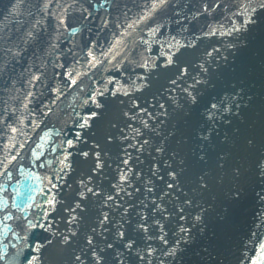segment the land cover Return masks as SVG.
<instances>
[{
    "label": "water",
    "instance_id": "obj_1",
    "mask_svg": "<svg viewBox=\"0 0 264 264\" xmlns=\"http://www.w3.org/2000/svg\"><path fill=\"white\" fill-rule=\"evenodd\" d=\"M175 1L0 0V264H45L101 97ZM238 54L258 73L204 87L184 118L182 157L206 192L255 149L264 72L252 46ZM246 264H264V217Z\"/></svg>",
    "mask_w": 264,
    "mask_h": 264
},
{
    "label": "bare ground",
    "instance_id": "obj_2",
    "mask_svg": "<svg viewBox=\"0 0 264 264\" xmlns=\"http://www.w3.org/2000/svg\"><path fill=\"white\" fill-rule=\"evenodd\" d=\"M170 6L151 27V37L141 44V53L132 61L133 57L120 63L108 84L109 89L106 88L101 97V106L96 110L87 134L45 264H108L106 255L111 256V247L122 246L124 251L127 239L136 241L139 238V205L144 199L141 190L146 195L148 212L161 219L166 200L161 188L165 185L170 191L172 183L179 188L174 187L175 197L177 193L184 195L192 220L201 224L192 222L191 228L201 226L205 230L203 240L209 247L213 243L217 247L212 251L206 245L207 250H200L202 255L198 252L196 259L191 258L196 254L191 247L200 237L187 230L183 222L187 215L183 217L177 211L180 204L176 205L175 199L173 232L177 252L175 256L172 252L170 257L171 261L177 262L171 264H246L250 257L264 217V110L257 112L262 121L250 114L251 119L247 122L248 125L256 121L254 123L259 125L252 137L255 149L250 160L246 154L243 157L245 175L241 176V171L235 169L224 176L217 172L219 182L214 186L213 182L207 183L210 188L207 187L206 192L205 188L197 190V182L204 177L190 164L187 174L193 178L195 192L188 189L189 184L188 188L181 184V178L177 177V173H182L181 169L173 176L174 169L167 171V163L171 157L177 166V157L183 155L182 120L183 127H180L174 147L166 146L165 151H161L165 163L157 167L156 178L151 181L159 189L150 192L153 188H144L142 180L147 182L153 154L157 148L160 152L158 144L170 130V125L187 114V109L204 87L226 82L227 86L232 82L238 84L258 73V66L244 56L232 60L231 51L251 44L260 54V59L257 58L259 71L264 72V0H176ZM249 36L254 39L244 45ZM254 158L260 159L259 165L249 167L247 163ZM237 173L239 179H235ZM181 186L188 192L183 193ZM252 188H258L253 200L227 205L226 198L239 194L240 190L250 192ZM190 193L191 200H188ZM246 204L253 206L244 208ZM228 209L252 222V225L247 223L246 229L242 223L239 230H244L245 240L236 244L232 238L236 233L234 225L226 224L224 216H218V212ZM132 222L136 232L126 233L127 239L119 237L116 242L117 231L127 225L130 228ZM135 244L139 246V242ZM99 253L102 254L100 257ZM166 255H160V264L165 259L170 261Z\"/></svg>",
    "mask_w": 264,
    "mask_h": 264
},
{
    "label": "rangeland",
    "instance_id": "obj_3",
    "mask_svg": "<svg viewBox=\"0 0 264 264\" xmlns=\"http://www.w3.org/2000/svg\"><path fill=\"white\" fill-rule=\"evenodd\" d=\"M262 27H264V23H263ZM255 35L256 34H254V36ZM254 36H249L248 38H246L244 41V45L248 43L250 37H254ZM247 47H248V45H245L242 48L240 47L239 49H234L230 53H232L234 55L238 50H240V49L243 50V49H246ZM137 49H138L137 53L136 54L134 53L131 61L133 59H135V57H137L138 54L141 53V45ZM127 61H129V60H127ZM107 89H109V86H107ZM109 95H110V93H109ZM98 108H100V104L98 105ZM184 118H185V116H183L180 119H177L176 121L174 120L172 122V124L170 125L171 126L170 130L168 131L166 136H164V138L158 144V147L160 145V152L158 151V148H157L158 152L156 151L153 154L154 158L152 159L150 166H149V171L147 174L148 177L145 176L148 178L147 182L142 180L143 181L142 185L144 188H146V187L153 188V190L151 189L150 192H154L156 189L157 190L159 189L158 186L152 184L153 182L151 183V181H153V179L156 178L157 167L160 165L162 167L163 163H165L164 162L165 158L162 159L164 154H162L161 151H165L166 145L168 143L169 137L171 136V133L174 130H177L180 128V123L182 120H184ZM161 155H162V158H161ZM177 162H178V165L176 166V164H174V162L171 161V157H170L169 161L167 163L169 165V166H167V171H169L171 168L174 169V171H173V176H174L175 173H177V171H179L181 169L182 173L181 174H180V172L177 173V177L179 179L181 178V180H182L181 184H185L187 186V188H188V184H189L188 189H190L191 191L193 190L192 192H195L194 191L195 189L193 187L194 181H192L193 178L190 177L189 174H187V161H186L185 156L177 157ZM259 162H260V159L258 158L256 160L257 166L259 165ZM257 173L259 174L258 170H257ZM235 178H237V174H235ZM197 183H199V182H197ZM173 184L174 183H172V185L170 187V191H169V187L165 188V185L162 186V188H161L163 190V195L165 194V197H166V200L164 202L165 204L162 206V209H164V216H166V217L162 216L161 219H158L156 217V214H152V213L148 212L146 195H145V192L143 190H141V194L144 196V199L142 201H140V205H139L140 206L139 208L141 209V219H138L139 220V229L137 230V232L139 233L138 234L139 238L136 239V241L139 242V246H136L135 240H129L126 238V233L133 234L134 232H136V229H135L136 225L132 222L133 224H130V228H128V225H127V227L124 228L123 230L117 231L116 236H114V239L116 237V242L118 241L119 237L120 238L125 237L127 239L128 245L126 247H124V251L122 249V246L120 247V246L116 245V246L111 247V252L109 253L111 256L106 255L107 260H108V264H142V263L160 264L161 260L159 257L162 253H167L166 257H167V259L170 260V261H166V259H165L164 263H162V264H171V262H177L174 260L171 261L172 257H170V255L172 256V252L174 253V256L176 255V252H177V250H176V245H177L176 244V238H174V232H173L174 231L173 224L175 222V219L173 217L175 215L176 207H177V206H174V204H175L174 200L175 199L177 202L176 205L178 204V202L180 204V207H177V209L179 208L177 211H179L183 215V217H184V215H187V217L184 218L185 221L183 220V222L185 223V226L187 227V230L189 231V233H194L200 237V240H198L199 238H197V241L191 247V249L193 248L194 254L196 253L191 258L196 259V255H198L197 254L198 252L202 255L200 250L203 248L205 249L206 245H207V242L205 240H203V238H205V235H204L205 230H203V228H201V226H199V225H201L200 223H197V222L192 220V218L188 212L189 208L187 206H189V205L187 204V201L185 202L184 195H182V193L181 194L177 193L176 197H175L176 189H179V188H178V185L176 186L174 184V186H173ZM175 186H176V189H174ZM261 186L263 187V180H262ZM143 187H141V189ZM197 187H198L197 190L199 188L202 189V186L197 185ZM233 191H231L230 195L232 194ZM182 192L187 193L188 190L185 189L184 187H182ZM250 192H251V194H253L252 198H250V196H251V194L249 195ZM250 192L248 190H240L239 194H233V195H231V197L226 198L225 201L227 202V205H230V203H231V205H233L237 202H242L244 204L246 202L251 201V199L253 200L255 197H257L258 188H252V190H250ZM190 195H191V193L189 194V196L187 195L188 200L190 199ZM236 199H239V200H236ZM143 202H145V203H143ZM253 204H250V205L246 204V206L244 208H249V207L253 206ZM228 211H229V224L231 226L234 225L233 231L234 230L236 231L235 235L234 236L232 235L233 242H234V244H236L240 241L245 240L244 239L245 238L244 230L242 228L239 230L242 223L244 224V229H246L247 223L252 225V222H250V220L248 221L246 216L238 214L239 212H234V211L232 212V210H230V209H228ZM243 219L246 221L245 223L242 221ZM132 221H133V217H132ZM158 221H159V223H158ZM188 222H190V225L188 224ZM192 222L199 224V225H195L194 228H191ZM235 226H236V229H235ZM194 229H195V232H194ZM234 232H232V233H234ZM208 234L211 236H214V234H210L209 232H208ZM234 237H235V240H234ZM232 238H231V240H232ZM114 242H115V240H113V243ZM208 244H209V242H208ZM208 247H209V245H207V248ZM210 247L213 249L212 251H214V250H216L217 246L215 243H213V245L211 244ZM207 248L205 250H207ZM194 249H195V251H194ZM99 250H101V249L99 248ZM102 252H104V251H102ZM159 253H160V255H159ZM232 253H233V250H232ZM97 255H98V257H100L102 254L99 253ZM97 255H96V257H97ZM96 259L98 262V258H96ZM99 264H103V263H99Z\"/></svg>",
    "mask_w": 264,
    "mask_h": 264
}]
</instances>
